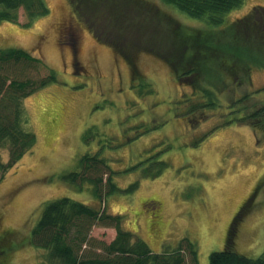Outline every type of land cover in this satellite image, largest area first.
<instances>
[{"label": "rangeland", "instance_id": "1", "mask_svg": "<svg viewBox=\"0 0 264 264\" xmlns=\"http://www.w3.org/2000/svg\"><path fill=\"white\" fill-rule=\"evenodd\" d=\"M44 1V15L29 20L20 8L15 21H0V48L27 49L56 74L24 99L36 144L0 177V264H55L31 232L41 205L62 197L120 215L152 251L188 239L199 264L227 243L259 256L264 0H243L218 26L162 0ZM84 154L108 163L103 180L111 170L120 191L95 198L91 170L62 179ZM159 160L162 171L140 174ZM114 235L96 224L82 250L98 252Z\"/></svg>", "mask_w": 264, "mask_h": 264}, {"label": "trees", "instance_id": "2", "mask_svg": "<svg viewBox=\"0 0 264 264\" xmlns=\"http://www.w3.org/2000/svg\"><path fill=\"white\" fill-rule=\"evenodd\" d=\"M162 1L204 21L209 26H218L228 11L243 2V0ZM20 8L29 20L48 12L44 0H0V21H15ZM185 36L191 37L192 34ZM229 50L242 58L236 47ZM245 51H248L247 47ZM186 76L184 74L182 77ZM55 81L56 74L43 57L21 47L0 48V150L3 148L7 150L6 161L2 160L0 154V177H4L19 158L26 151L32 150L36 144V134L29 128L23 105L24 99ZM206 95L207 98L211 97L209 93ZM209 103L214 105L213 101L206 102ZM234 113L233 111L231 114ZM194 121L198 120L194 118ZM84 134L83 138L86 140L90 135V129ZM157 162L158 167L156 166L154 170L150 171L146 166L148 169L143 168L140 174L146 177L155 176L166 167L164 161ZM79 168V171L61 176L62 179L67 182L82 181L87 171L91 170L90 182L95 198L103 199L108 194L120 191L113 181L111 170L105 181L103 180V175L107 173L104 169H109V166L102 158L84 154L80 159ZM97 172L101 173L96 174ZM137 186L138 181H135L125 191L135 189ZM96 224L113 227L115 235L108 243L99 242L95 249L100 251L92 249L88 252L91 254H87L82 250V246L89 241L91 228ZM122 224V217L118 214L105 212L104 208L99 209L69 197H62L45 201L41 205L38 220L32 228L31 243L47 250L55 264H199L195 246L188 239H184L171 250L156 252L152 251L142 238L123 229ZM230 245L227 243L222 250L211 252L208 264H264V250L259 256L252 258L239 253Z\"/></svg>", "mask_w": 264, "mask_h": 264}]
</instances>
